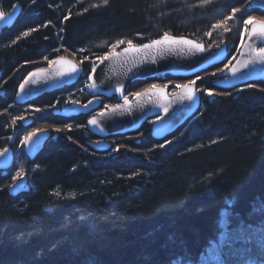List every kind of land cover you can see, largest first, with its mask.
Returning a JSON list of instances; mask_svg holds the SVG:
<instances>
[{"label": "trees", "instance_id": "obj_1", "mask_svg": "<svg viewBox=\"0 0 264 264\" xmlns=\"http://www.w3.org/2000/svg\"><path fill=\"white\" fill-rule=\"evenodd\" d=\"M254 1L108 0L100 7L92 5L101 0L1 1L5 12L15 3L23 9L0 32V151L15 153L7 173L0 169V264H193L222 231L225 208L230 227L264 233V81L218 89L217 73H210L222 65L216 66L198 75L200 110L178 131L157 140L149 121L141 137L120 136L103 153L87 144L95 139L86 136L87 120L117 103L116 96L103 98L99 110L86 115L54 113L92 98L85 89L91 69L120 40L142 44L167 32L211 47L226 39L232 63L242 35L234 22L264 15L250 8ZM245 4L227 21L230 31L213 28L231 8ZM64 51L79 59V81L17 104L25 77ZM173 80L184 79L137 81L129 94ZM207 90H217V96L210 100ZM29 112L30 123L16 119ZM42 124L66 129L54 131L30 159L20 141ZM21 169L28 183L13 193V177Z\"/></svg>", "mask_w": 264, "mask_h": 264}, {"label": "water", "instance_id": "obj_2", "mask_svg": "<svg viewBox=\"0 0 264 264\" xmlns=\"http://www.w3.org/2000/svg\"><path fill=\"white\" fill-rule=\"evenodd\" d=\"M0 0V10L2 9ZM250 8H258L264 13V0H255L251 3ZM23 6L20 3H15L12 8L6 12L7 15L3 21H0V32L5 28L12 27L17 21ZM170 36L183 37L189 40H194L197 43L203 44L206 51L195 52L190 51L188 46L173 45L165 46L161 52H124L123 47L116 50L120 55L111 57L100 63H96V71L89 75L86 85V91L92 95L87 103H71L61 108L54 110L55 114L70 117L80 114H89L99 110L102 100L101 98L117 97L118 102L112 104L97 113L90 116L87 120L86 136H95L94 140H88L87 144L96 153H103L111 149L112 143L108 141L110 137L123 136L138 133L145 123H151V135L157 140H164L180 129L189 119H191L200 110L202 96L198 92V83L196 82V95L192 100H188L178 88L171 91L169 87L156 85L158 88L165 89V95L153 94L146 95L137 99L135 95L129 96L130 86L137 81H145L159 77L172 76L183 78L186 80L193 79L205 71H208L216 66L225 64L230 57V49L227 43L212 46L207 48L206 45L194 38L188 36H177L168 33ZM162 36L153 40L160 39ZM152 41V40H151ZM151 41L145 42L150 43ZM255 47H264V42L253 38ZM246 36L243 43L245 45L252 43ZM142 43V44H145ZM136 44V45H142ZM71 61L81 71L77 73H69L66 65L49 64L32 70L30 73L37 72L39 69L46 71L47 75L33 77L28 84L25 85L24 91L21 92L20 85L28 78L29 74L20 83L15 102L20 105H26L31 101L36 100L40 96L51 93L56 90L71 86L77 83L82 75V69L79 62L69 56L60 55L54 60L60 58ZM250 52L247 47H241L238 56L232 64L215 76L217 80L214 86L222 90H232L237 87L250 83L264 81V63H245L249 61ZM230 68L236 69V74L233 75ZM65 72L64 75H59L58 72ZM3 72L0 69V78ZM95 81V88L88 87ZM190 82L185 84H190ZM184 85V84H183ZM123 88V91L119 89ZM151 88V87H149ZM136 91V93L146 92L147 89ZM124 96L128 97L129 105L122 109H118L115 113L108 112V109L115 108L116 105H124ZM166 96V98H165ZM217 95L213 93L209 96L212 100ZM91 101V103H89ZM84 105H88L87 108ZM106 112L105 116L99 114ZM93 117L99 121L97 126L88 123ZM31 122V119L26 121ZM54 134L51 129H40L39 134L33 138V141L24 145V151L30 159H34L38 153L44 148L46 141ZM57 136V133H55ZM0 152H3L1 150ZM15 160V153L8 149V152L0 156V169L4 174L11 168ZM28 183V178L24 176L22 179L12 184L11 192H22Z\"/></svg>", "mask_w": 264, "mask_h": 264}, {"label": "snow or ice", "instance_id": "obj_3", "mask_svg": "<svg viewBox=\"0 0 264 264\" xmlns=\"http://www.w3.org/2000/svg\"><path fill=\"white\" fill-rule=\"evenodd\" d=\"M35 2V0H33ZM209 0H203V3H208ZM108 0H101V4H94L92 7H100L102 5H107ZM87 11V9H85ZM240 9L237 8H231V15L225 17V22L228 20H232L236 18L237 12H239ZM7 13L3 10H0V21H3L6 17ZM242 24H243V33L241 35V47H247L250 52V58L249 61L245 63V67H247L248 63H264V47H255V43L253 41V38L256 40H259L261 42H264V20H257L255 17L252 16H247V18L241 17ZM225 22H221L220 24L214 25L213 28H221L224 27L225 31H230V28L225 27ZM47 27V25H45ZM207 35H211V32L206 33ZM29 35L28 32H24L23 36L27 37ZM244 35H246L249 39V41H253L252 43H249L245 45L243 43ZM19 39V37H17ZM15 43V41H13ZM127 43V47L124 49V52H135V53H140V52H161L164 50L165 46H173V45H182V46H188L190 51H195V52H204L206 51L205 46L203 44L197 43L194 40H189L183 37H175V36H170L167 32H165L160 39L157 40H152L150 43H145L142 45H136L134 44L131 40L124 41L120 40L117 41L116 44L112 45V51L108 52V54L103 57H97V59L100 60V63H103L104 60L109 59L111 57H115L120 55L115 51V48L121 44ZM80 51H84L81 49ZM47 59V57H45ZM50 64H60V65H66L68 68L69 73H77L78 71H81L75 64H73L71 61L65 60L64 58H60L59 60H51L49 61ZM227 68V66H226ZM232 72L233 75L236 74V69L235 68H230L227 69ZM92 73H95L96 71V66H93L91 69ZM59 75H64L65 72L61 71L58 72ZM47 75L46 71L43 69H39L37 72L34 73H29L28 78L24 81V84L20 85V90L21 92L24 91L25 85L29 83L30 80H32L33 77H38V76H43ZM92 77L89 76V79ZM197 79H200L198 76ZM196 80L191 81L190 84H184V85H176L177 88L180 89L181 93L188 99L192 100L195 98L196 95ZM88 87L90 88H95V81H93L92 84H89ZM120 91H123V88L119 89ZM153 94H160V95H165V89L163 88H158L156 85H152L151 88L147 89L146 92L143 93H136L134 94L137 99L142 98L143 96L146 95H153ZM208 96H212L213 92L211 90H208L206 93ZM166 98V96H165ZM73 103H77L76 101H73ZM91 103V101L89 102ZM129 100L127 96H124V105H116L115 108H110L108 109V112L115 113L118 109L124 108L126 105H129ZM85 108L88 107V105H84ZM37 112L41 111L40 109H36ZM107 113L102 112L99 115L100 116H105ZM16 119L23 120L24 117H17ZM89 124L93 126H97L99 124V121L96 117H93L91 120L88 121ZM69 129H71V125H69ZM40 130H34L33 132L29 133L28 135L23 137V140L20 141L22 145H28L33 141V138L36 137L39 134ZM170 143V142H169ZM119 151V149H117ZM8 152V149H4L3 152H0V156L4 155L5 153ZM23 173V169H21L19 172L16 173V175L13 177L14 180L20 179ZM59 194V193H57ZM74 196V194H73ZM250 237L245 238L242 240V243H249L250 242ZM240 240L239 237H236L232 240L225 241L224 244L221 245V248L223 249L224 247H227L228 252L225 254L226 258L221 260L219 256H217V260L220 261V264H228V259L231 255V251L233 249V246L237 243V241Z\"/></svg>", "mask_w": 264, "mask_h": 264}, {"label": "rangeland", "instance_id": "obj_4", "mask_svg": "<svg viewBox=\"0 0 264 264\" xmlns=\"http://www.w3.org/2000/svg\"><path fill=\"white\" fill-rule=\"evenodd\" d=\"M246 6H247V4L237 7V9L241 10V9L245 8ZM248 16L255 17L257 20H264V15L252 14V15H248ZM225 17H227V16H225ZM225 17L223 19L219 20L218 23L220 24L221 22H225ZM243 18H247V16H244ZM232 20H234V19H232ZM228 22H229V20H228ZM236 22L239 26V30H240L239 32L243 33L242 20L239 19L238 21H235L234 24H236ZM225 27L228 28L227 21L225 22ZM222 37H224L223 34H221V39H222ZM223 43H228V42L226 41V39H222L218 45H221ZM212 46H214V45H211V47ZM207 48H210V46H207ZM60 55L69 56V57H71V58H73L79 62V59H77L76 56L73 55L72 53H70L69 51H64ZM230 64H231V62L227 61L223 66H221L220 68H218V69H216L210 73H218V72L222 71L223 69H225L226 66L227 67L230 66ZM193 80H197V78H193L190 80H173V81H166V82H152V83L148 84L147 86H145V87H143L137 91L149 88L152 85H163V86L171 88V90L174 91V90L178 89L176 87V85H183V84L188 83V82L193 81ZM204 89L205 88H202V91H204ZM212 92L217 93L218 91L213 90ZM128 95L130 96L131 94H128ZM30 109L36 110L34 106H32V108H30ZM33 115H34L33 112H29V113H26L25 115H23L22 117L29 119V118L33 117ZM37 129L38 130H40V129H51L53 131H63L66 129V127L62 126V125L42 124V125L36 126L33 130H30L28 132V134L33 132L34 130H37ZM131 137L138 138V137H141V135L139 133H136V134H132ZM119 138H120V136L110 137L108 139V141L110 143H114ZM25 175L26 174H24V172H23L20 179H22ZM20 179L14 180V182L12 184L16 183ZM222 214H223L222 220H221L222 231L217 236L215 241L204 252V254L201 256V258L196 263H193V264H220V261L217 260V256H219L220 259L223 260L226 258L225 254L228 252L227 247H224L222 249L221 245L224 244L225 241L232 240L236 237H239L240 240H238L237 243L233 246V249L231 251V255L229 257H227L228 264H264V235H263L264 233H257V232H259L258 229L246 227V226H242V225L236 226V227H230L228 225V220H229L228 219V209L225 208L223 210ZM226 221H227V223H226ZM261 235H263V236H261ZM248 237L251 238L249 243H242L241 242L242 240H244L245 238H248Z\"/></svg>", "mask_w": 264, "mask_h": 264}, {"label": "flooded vegetation", "instance_id": "obj_5", "mask_svg": "<svg viewBox=\"0 0 264 264\" xmlns=\"http://www.w3.org/2000/svg\"><path fill=\"white\" fill-rule=\"evenodd\" d=\"M3 72V71H2ZM92 99V98H91ZM103 98H101V100H102ZM82 103V102H81ZM87 103V102H86ZM61 108V107H60Z\"/></svg>", "mask_w": 264, "mask_h": 264}]
</instances>
